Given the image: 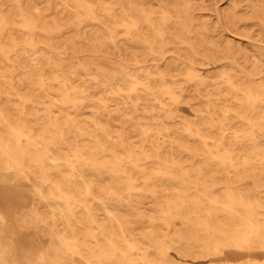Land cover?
Listing matches in <instances>:
<instances>
[{"label":"bare ground","instance_id":"1","mask_svg":"<svg viewBox=\"0 0 264 264\" xmlns=\"http://www.w3.org/2000/svg\"><path fill=\"white\" fill-rule=\"evenodd\" d=\"M12 1L23 21L19 27L25 31L39 30L46 37H60L66 28L71 29V68L68 69L60 60L47 56L46 63H38L35 69L37 83L48 97L53 96L48 91L53 86H58V96L52 98L63 106L61 109L70 106L77 112L85 109L79 102L88 93L83 88V77L89 70L96 69L101 74L100 77L104 78L103 86L107 88L106 91L120 97L126 107L132 103L134 117L135 114L140 116L144 110H140L141 99L136 96L138 90H143L146 96L153 97L163 107L165 105L160 95L180 101L181 96L176 91L179 87L175 86L176 79L185 72L188 82H198L202 87H207L210 75H204L195 67V63L204 64L208 60H214L222 63L225 68H241L239 75H232L233 71L226 69L222 73V76L226 75V79L220 84L226 85L229 93L226 96L231 100L230 103L234 99L239 106L246 107V113L234 111L231 106H227L220 111L223 117L212 118L203 127L186 122L184 132L203 140L206 147L208 139H212L214 149L207 152L209 160L224 165L228 162L234 164V154L241 141L246 138L253 142L258 154H264L257 143L259 138L264 137V78H261V82L255 78L264 73L262 61L257 58L258 54H264V45H254L252 54L234 41L221 39L226 31L252 39L250 30L240 31L241 24L261 26L264 31V8L250 4L249 11L241 16L237 4H233L223 14L226 25H220L198 17V12L203 10L216 12L212 5L202 0H56V7H61L62 16L49 22L44 20L42 9L50 11L52 5L39 8L25 6V1L28 0ZM5 3L0 1V8L6 6ZM38 4L36 5L39 6ZM12 24L15 23L1 10L0 31ZM38 43L40 41L23 40L25 46L34 49ZM87 53L93 58L84 56ZM80 55L84 57L81 58ZM101 55L102 58H99ZM6 58L9 59L7 56ZM231 59L235 61L229 62ZM249 64L252 66L249 67ZM171 72L174 75L169 74ZM114 74L119 78L114 80ZM170 78H173V83L169 81ZM154 80H158L157 86L153 85ZM67 81L72 83L71 88L65 85ZM224 95L221 92L215 93L219 97ZM20 97L26 101H34L33 96ZM5 108L6 105L0 101V124L6 126V134L0 133V179L27 186L36 185L39 188L37 194L51 208L48 216L39 219L47 225L46 233L57 244L54 249L57 264H69L63 258L70 256L83 259L85 264H182L170 255L169 243L186 244L189 248L187 244L190 241L200 243L204 251L202 255L196 256L197 259H209V262L200 261L199 264H214L223 255L242 259L246 257L245 254L254 256L253 261L239 264H264V214L258 212L264 209L263 200L254 202L246 199L233 183L225 184L227 196L220 198L207 187L206 182L186 178L189 172L185 170L183 161L164 158L159 149L153 156L142 151L143 159L136 155L134 147L127 150L129 145L124 134L120 135L117 146L106 144L101 138L111 139L112 136L100 119L91 121L98 134L88 131L87 121L71 119L65 124L71 123L76 136L84 141L92 137L95 144L91 145L77 140L67 141L64 126L53 118L51 112L48 118L51 120L52 130L33 128L21 118L23 111L19 112L17 120L12 121L7 117ZM104 109H107L106 105ZM145 112L152 115L148 110ZM163 113L164 115H158L157 120L161 117L174 119L176 116L167 110ZM208 113L216 115L215 111ZM232 113L236 114V119L246 121L248 130L233 124L234 118L230 116ZM204 127L211 135L205 132ZM36 130L40 133L37 134ZM228 130L233 133L229 134ZM141 132L147 144L161 130L147 125ZM171 141L189 153H200L199 149L185 146L181 141ZM62 146L71 153H62ZM240 161L247 165L251 162L245 158ZM259 162L264 169V158ZM146 163L157 164L156 176L177 180L185 190L179 189L173 193V198L163 199L162 193L170 189H156L150 184L151 177L142 174L140 179H143L147 193L158 202L159 215L149 217L144 213L136 214L147 219V228L150 227L138 236L134 235L135 225L121 210L122 206H127L136 212L138 202L131 196L126 199L114 186L124 185L131 194H135L139 184L133 169L144 173ZM87 170H94L101 178H110L107 187L98 184V180H90ZM33 177L41 185L34 184ZM238 178L239 181L247 179ZM191 186L199 190L202 188L201 197L188 200L181 195L191 189ZM260 188L261 185L256 183L253 191L259 192ZM97 200L104 213V220L100 224L91 205V201ZM112 202L118 204L114 209L109 207ZM205 204L209 207H205ZM203 210L209 212L206 215L198 213ZM216 210L226 213L225 221L218 220V215L211 212ZM32 218L36 220L37 216ZM26 222L31 227L34 224L33 219ZM0 223H8L1 211ZM162 225L167 230L165 235L157 230ZM182 225L194 229L200 235L186 237L177 229ZM81 227L84 229L82 242L78 235ZM96 229H99L98 232ZM167 238L172 240L167 242ZM3 249L0 255L2 259L7 254V247ZM2 259L0 263L5 264ZM40 259L41 264H45L42 255ZM20 261L22 264H34L24 255Z\"/></svg>","mask_w":264,"mask_h":264},{"label":"rangeland","instance_id":"2","mask_svg":"<svg viewBox=\"0 0 264 264\" xmlns=\"http://www.w3.org/2000/svg\"><path fill=\"white\" fill-rule=\"evenodd\" d=\"M0 1L5 3L7 0ZM25 2V6H36L39 8L52 5L53 8L50 11L46 12L42 9L45 21L51 22L52 19L60 18L62 16L60 13L61 7H56V0H28ZM202 2L212 5L213 8L216 9V12L203 10L198 12V17L203 18L204 20H209L213 24L220 25H226V20L223 14L231 9L233 4H237L240 12L239 15L241 16L249 11L248 7L250 4H256L258 7L264 8V0H202ZM5 4L6 6L0 8V11L3 10L5 16L10 17V20L15 23L14 25H9L6 30L0 31V101L6 105L5 109L7 110V117H9V119L12 121L17 120L20 117L19 112L23 111L24 114L21 118L25 119V121L33 128L42 127L52 130L51 120L48 118V114L51 112L53 118L64 126L65 136L68 137L67 141L70 142L77 140L91 145L95 144V140L92 137L87 138V141H84L81 137L76 136L74 127L71 126V123H67L68 125L65 124L66 122H70L71 119L80 122L87 121L89 122L88 131L92 134H98L91 121L92 119H100L101 122L106 125L112 136L111 139L102 137V142L115 147L118 144L117 142L120 135L124 134L127 137L126 142L129 145V147H126L127 150L132 146L137 152L136 155L142 157V151L153 156L159 149L162 157H167L169 159L175 158L183 161L185 170L189 172L186 178H190L193 181L199 179L206 182L207 187L213 190L220 198H225L227 196V191L224 187L225 184L233 183L234 187H236V189L238 188L237 190L240 191L239 193H243L246 199L249 198L254 202L263 200L264 202V169L261 162H259L261 158H264V154L257 153V149L253 145V142L248 138L243 139L238 146L237 152L234 154V164L228 162L224 165L217 161L209 160L207 152L209 149H214L212 139H208V147H206L203 140L198 137H192L184 132L186 122L203 127L205 122L210 121L212 118L217 119L219 116L223 117V113L220 111L227 106H231L234 111H239L240 113H243L244 111L246 113L244 110L246 107L244 106L243 108L239 106L234 99H232L234 102L230 103L231 100L227 98V94L229 93H227L226 85L220 84L226 79V75L222 76V73L226 69L232 70V75H239L241 68H225L222 63H216L214 60H208L207 62H204V64L197 62L195 63V67L204 75H210L207 87H202L198 82H188L185 78L186 73L182 72L183 75L179 77L180 79L176 77L177 79L175 83V86L179 87L176 91L177 94L181 96L180 101H173L166 95H160V98L165 105L164 107L161 106L159 102L155 101L153 97L146 96V93L140 89L137 91L138 95L136 96L140 97V110L144 111L140 116L135 114V117L133 115L134 108L132 103H129L126 107L122 103L120 97L114 93L106 91L107 88L103 86L104 78L102 79L100 77L101 74L96 69H91L83 77V80H85L83 88L88 90V95H83L82 97L84 98L79 100V102L84 105L83 108L85 109L81 112H77L71 106L70 108L61 109L63 106H60L56 103V100L52 98L58 96V86H53L51 91H48L53 95L48 97L45 91L40 89L37 83L38 77L36 76L35 69L37 68L38 63H42L43 65L46 63L47 56L52 57L55 60L58 59L64 63L63 66H66L68 69L71 68V29L66 28L63 34L59 35L60 37H46L45 34L39 30L25 31L19 27L23 21L20 18L18 8L14 5L13 1L9 0V2H6ZM239 26L240 31H244L245 29L250 30L252 39L247 38L245 35H236L226 31L223 37H221L222 41H234L236 44L245 48V50H249L252 54L254 53V45H264V42H262V40H264V31L261 26H253L252 24L247 26L241 24ZM26 39H32L36 42L40 41V43H38L37 48L34 49L23 44V40ZM6 56L9 57V59H7ZM80 56L81 58L84 56L93 58L90 53ZM99 58H102V55ZM112 58H115V56H112ZM257 58L261 59L264 68V54H258ZM234 61V59L229 60V62ZM251 66L252 65L249 64V67ZM169 74L174 75L173 72ZM116 76L118 75H113L114 80L119 78ZM255 78L260 81L261 78H264V73ZM169 81L173 83V78H170ZM115 83L119 82L115 81ZM157 84L158 80H154L153 85L157 86ZM65 85L71 88L72 83L67 81ZM127 88H129V86H127ZM219 92L225 95L220 97L215 96V93ZM27 95L33 96L34 101H26L20 97ZM133 98H135V95ZM105 105L107 106V109H104ZM145 110H148L152 115H148ZM164 110L175 114V118L170 119L161 117V119L157 120L158 115H164ZM208 111L211 113L215 111L216 115L209 114ZM128 113L131 115H128ZM230 116L234 118V125L248 130L249 127L246 121L236 119L237 117L235 113H232ZM251 117L255 119L253 115H251ZM147 125H151L153 129L161 130V132L154 134V136L149 139V143L146 144L141 129ZM35 132L37 134L40 133L39 130H36ZM205 132L211 135L210 131L206 128ZM0 133L6 134V126L3 124H0ZM228 133L232 134L233 131L228 130ZM172 139L183 142L185 146L199 149L200 153H189L180 149L177 144L172 143ZM257 143L259 144V149L264 150V137L259 138ZM53 147L54 146H52V148ZM62 149V153L65 155L69 152L66 147L62 146ZM70 153L71 152H69V154ZM143 158L144 157H142V159ZM242 158L250 160L251 162L248 163V165L243 164V162L240 161ZM144 162H146L145 159ZM168 166L171 165L168 164ZM146 167L147 169L144 173H141L140 170L133 169L134 177L138 178L139 184L138 189L134 192L135 194H131L124 185L114 186V189L121 193L126 199H129L131 196L136 202H138L136 212H133V210L127 206H122L121 209L122 214L128 215L127 219L132 221L135 225V232H133L134 235L136 234L138 236L148 231L150 227L147 228L149 226L147 219L144 220L136 214L144 213L149 217L159 215L157 210L158 202L147 193L144 181L143 179H140L142 174L151 177L150 184L156 189H170L169 191L162 193L163 199L173 198V193L179 189L185 190V187L181 186L177 180L156 176L158 170L157 164L146 163ZM86 173L90 180H98L97 183H100L101 185L103 184L105 187H107V181H110V178H101L97 172H94V170H87ZM238 177H247V179L239 181ZM0 180H2L0 181V211L5 215L8 221L6 224L0 223V255L1 251H4L3 248L7 247L6 256L4 259L0 258L2 259V262L5 264H22L20 260L21 256L24 255L34 264H41L40 256L42 255L45 264H57V258L54 257V249L57 247V244L46 233L48 232L47 225L45 223L43 224V220L40 221L39 219L48 216L51 212V208H49V206L41 200L40 195L37 194L39 188L36 185L27 186L15 181L6 182L3 179ZM38 181V179L33 177V183L41 185V182ZM214 183L217 184L214 185ZM256 183L261 185L259 192L253 191V187ZM201 192L202 188L199 190L196 189L195 186H191V189H187L185 193L182 192L181 195L185 199L191 200L193 198L201 197ZM188 204L192 205V203ZM91 205L94 207V215L97 221L99 224L102 223L104 220V213L100 202L98 200L91 201ZM117 205L118 204H115V202H112L111 204L109 203L111 209H114ZM204 206L209 207L207 204ZM208 212L209 211L207 210H203L198 213L206 215ZM211 212L218 215V220L222 222L226 220V213L223 210ZM258 212L264 214V209L258 210ZM34 215L37 216L36 220L32 218ZM24 219L27 221L33 219L34 224L32 227L29 226ZM177 229L188 238L190 236L200 235V233H197L192 228L186 227V225L178 226ZM83 230L82 227L78 230L81 242L83 241ZM98 230L99 229H96V232H98ZM157 230L162 235L167 233V230L163 225L160 228H157ZM171 240V238L165 239L167 242H170ZM187 245L189 248H187L186 244H174L170 242V255L173 256V258L178 259V262L182 264H199L200 261L209 262V259L206 258H196V256H200L204 253L203 249L200 247V243L190 241ZM245 252L246 251H244V253ZM245 255L246 257H243L242 259L232 256L224 257L223 255L221 259L217 258V261L214 264H239L243 261H253L254 256L250 254ZM63 259L69 264H85L83 259L79 257L70 256V258L65 257Z\"/></svg>","mask_w":264,"mask_h":264}]
</instances>
